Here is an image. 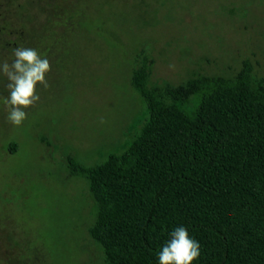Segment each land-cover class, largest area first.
<instances>
[{"label":"rangeland","instance_id":"1","mask_svg":"<svg viewBox=\"0 0 264 264\" xmlns=\"http://www.w3.org/2000/svg\"><path fill=\"white\" fill-rule=\"evenodd\" d=\"M16 47L51 71L19 126L0 74V264H106L89 234V184L69 157L102 164L140 133L149 109L132 77L145 62L163 95L245 62L264 79V0H0V63Z\"/></svg>","mask_w":264,"mask_h":264},{"label":"trees","instance_id":"2","mask_svg":"<svg viewBox=\"0 0 264 264\" xmlns=\"http://www.w3.org/2000/svg\"><path fill=\"white\" fill-rule=\"evenodd\" d=\"M150 74L145 62L132 77L149 117L126 150L90 167L68 159L89 184L106 264H159L179 226L199 242L193 264H264V79L245 62L163 95Z\"/></svg>","mask_w":264,"mask_h":264},{"label":"clouds","instance_id":"3","mask_svg":"<svg viewBox=\"0 0 264 264\" xmlns=\"http://www.w3.org/2000/svg\"><path fill=\"white\" fill-rule=\"evenodd\" d=\"M12 57L11 63L7 60L0 63V74L9 81L10 95L4 98L7 119L19 126L27 118L25 110L40 100L37 85L47 87L46 74L51 71V63L31 47L12 49ZM169 235L170 240L158 253L159 264H193L200 256L199 242L190 237L184 226L176 227Z\"/></svg>","mask_w":264,"mask_h":264}]
</instances>
